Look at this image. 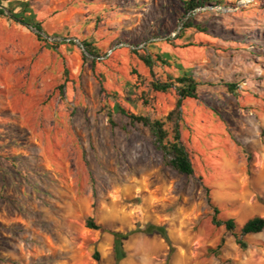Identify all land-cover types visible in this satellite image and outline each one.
Instances as JSON below:
<instances>
[{"label": "rangeland", "instance_id": "374dc122", "mask_svg": "<svg viewBox=\"0 0 264 264\" xmlns=\"http://www.w3.org/2000/svg\"><path fill=\"white\" fill-rule=\"evenodd\" d=\"M230 1L0 0L43 30L0 16V264H115L111 232L129 231L118 264H264V231L240 248L208 202L238 226L264 218V0ZM185 73L190 176L117 109L164 117L176 91L150 84Z\"/></svg>", "mask_w": 264, "mask_h": 264}, {"label": "trees", "instance_id": "16d2710c", "mask_svg": "<svg viewBox=\"0 0 264 264\" xmlns=\"http://www.w3.org/2000/svg\"><path fill=\"white\" fill-rule=\"evenodd\" d=\"M179 2L181 3L183 12L186 15H191L196 9L207 6H220L225 4L233 5L235 3V1L230 0H179ZM6 10L10 13V16L8 17L10 20L34 28L37 31L36 37L42 40L41 32L43 30L41 24L39 21L34 19L35 14L31 11L28 3H24L19 11H15L14 8L1 6L0 16H7L5 13ZM191 26L192 24L190 18H188L187 22L184 23V27L188 28ZM70 42L74 43L73 41ZM82 44L86 47L89 53L97 56L96 53L88 48V43L82 42ZM135 53L137 52L135 51ZM140 59L147 66L151 65L149 57L140 55ZM150 87L156 92L165 93L171 88H174L176 91L177 100L175 106L164 117L150 118L147 115L136 114L120 106H117V109L121 114L125 115L129 119L131 124H139L149 130L153 139V144L162 154L166 166L180 175L190 176L194 173V169L189 153L181 139L180 107L182 101L186 99H197L198 82L192 76L185 73L176 78H170L165 82H151ZM226 88L230 93H233L235 85L227 83ZM208 202L213 211L211 219L212 224L215 226H224L226 232H228L235 239L236 244L239 245L240 248H247V242L244 240V237L264 231V218L254 216L244 222L241 226H238L232 218L225 220L218 219L217 215L219 214V209L210 203V199H208ZM86 227L93 230L101 229V227L97 225L91 217L87 218ZM133 232L135 231L111 232L113 237L112 249L115 264H118L126 257V251L124 250L123 244ZM143 232L148 234L153 232L159 233L168 242L167 234L161 227L149 225L143 230ZM96 258L98 259V257Z\"/></svg>", "mask_w": 264, "mask_h": 264}, {"label": "water", "instance_id": "95a60500", "mask_svg": "<svg viewBox=\"0 0 264 264\" xmlns=\"http://www.w3.org/2000/svg\"><path fill=\"white\" fill-rule=\"evenodd\" d=\"M42 34V33H41ZM75 42H77L79 45H81V43H79L77 40H74Z\"/></svg>", "mask_w": 264, "mask_h": 264}, {"label": "built area", "instance_id": "2783aa9c", "mask_svg": "<svg viewBox=\"0 0 264 264\" xmlns=\"http://www.w3.org/2000/svg\"><path fill=\"white\" fill-rule=\"evenodd\" d=\"M220 9H223V7H219Z\"/></svg>", "mask_w": 264, "mask_h": 264}, {"label": "bare ground", "instance_id": "6f19581e", "mask_svg": "<svg viewBox=\"0 0 264 264\" xmlns=\"http://www.w3.org/2000/svg\"><path fill=\"white\" fill-rule=\"evenodd\" d=\"M147 199H148V198H147ZM148 201H151V200L148 199Z\"/></svg>", "mask_w": 264, "mask_h": 264}]
</instances>
